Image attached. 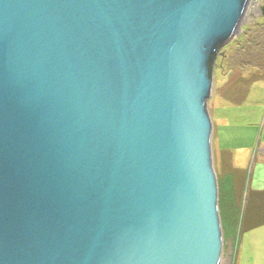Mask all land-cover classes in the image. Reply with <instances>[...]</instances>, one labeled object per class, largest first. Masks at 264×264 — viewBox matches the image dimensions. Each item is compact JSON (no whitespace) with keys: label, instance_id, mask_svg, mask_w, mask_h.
<instances>
[{"label":"water","instance_id":"95a60500","mask_svg":"<svg viewBox=\"0 0 264 264\" xmlns=\"http://www.w3.org/2000/svg\"><path fill=\"white\" fill-rule=\"evenodd\" d=\"M249 0H0V264H221L208 101Z\"/></svg>","mask_w":264,"mask_h":264},{"label":"rangeland","instance_id":"374dc122","mask_svg":"<svg viewBox=\"0 0 264 264\" xmlns=\"http://www.w3.org/2000/svg\"><path fill=\"white\" fill-rule=\"evenodd\" d=\"M221 99L224 107L219 110L217 106ZM216 111L230 118L233 125L229 124L223 130L235 133L240 147L250 146L255 136L259 141L255 149L264 142V0H249L239 36L223 46L216 58L214 89L208 101L215 130ZM214 147V170L219 182L221 171ZM258 149L261 152L262 148ZM258 152L255 150L253 156H259ZM228 158L225 153L227 167ZM247 174L246 171H235L233 195L227 189L228 183L221 187L218 183L223 237L221 264H264V191H253ZM253 225L258 227L251 228Z\"/></svg>","mask_w":264,"mask_h":264},{"label":"crops","instance_id":"0c3cea01","mask_svg":"<svg viewBox=\"0 0 264 264\" xmlns=\"http://www.w3.org/2000/svg\"><path fill=\"white\" fill-rule=\"evenodd\" d=\"M226 102H229L228 99L225 100ZM223 99L219 101V105L217 106V109L221 110L224 106ZM214 121L217 126V129L213 127V146L214 150L217 152V161L219 163L218 167L220 169V178H219V185L227 184L229 185V188H227L229 191H231V194H234V173L235 171L242 170L246 171L249 175V186H252L253 191L255 192H262L264 191V142H260L259 146L255 149V144L258 143V139L255 136L253 143L248 147H240V145L236 142L237 135L233 132H228L223 130L225 127H227L229 124L233 125L230 121L229 117L223 116V114L220 113V111L214 112ZM215 135V136H214ZM215 142V144H214ZM258 148H262L261 152H258ZM260 153L259 156H253L254 151ZM225 153L226 155H229V160L227 164L230 167H227L226 164H224L225 159ZM226 160V159H225ZM254 161L252 167L251 162ZM238 167H240L238 169ZM251 168L250 172L248 169ZM226 170V172H225ZM234 171L233 173L231 171ZM225 172V173H224ZM222 173V174H221ZM224 173V174H223ZM247 180V177H246ZM236 193V192H235ZM233 198V197H232ZM231 199V198H230Z\"/></svg>","mask_w":264,"mask_h":264},{"label":"trees","instance_id":"16d2710c","mask_svg":"<svg viewBox=\"0 0 264 264\" xmlns=\"http://www.w3.org/2000/svg\"><path fill=\"white\" fill-rule=\"evenodd\" d=\"M255 227H258L257 225H253V226H251V228H255Z\"/></svg>","mask_w":264,"mask_h":264},{"label":"bare ground","instance_id":"6f19581e","mask_svg":"<svg viewBox=\"0 0 264 264\" xmlns=\"http://www.w3.org/2000/svg\"><path fill=\"white\" fill-rule=\"evenodd\" d=\"M221 49H222V48H221ZM221 49H220V50H221ZM220 50H219V52H220ZM219 52H218V54H219ZM218 188H219V185H218Z\"/></svg>","mask_w":264,"mask_h":264},{"label":"flooded vegetation","instance_id":"af4514ba","mask_svg":"<svg viewBox=\"0 0 264 264\" xmlns=\"http://www.w3.org/2000/svg\"><path fill=\"white\" fill-rule=\"evenodd\" d=\"M252 1V0H251Z\"/></svg>","mask_w":264,"mask_h":264}]
</instances>
